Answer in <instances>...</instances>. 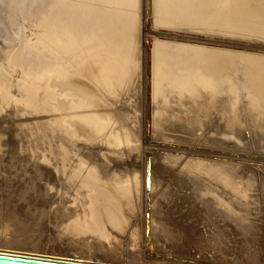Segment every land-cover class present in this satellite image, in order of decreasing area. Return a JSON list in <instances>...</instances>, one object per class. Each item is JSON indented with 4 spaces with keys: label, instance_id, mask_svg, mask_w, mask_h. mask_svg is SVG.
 I'll use <instances>...</instances> for the list:
<instances>
[{
    "label": "rangeland",
    "instance_id": "374dc122",
    "mask_svg": "<svg viewBox=\"0 0 264 264\" xmlns=\"http://www.w3.org/2000/svg\"><path fill=\"white\" fill-rule=\"evenodd\" d=\"M19 10L17 0H0V69L7 72H16L12 54L40 35ZM165 42L151 46L144 81L113 102L130 115L125 130L143 149L123 159L159 167L144 178L140 212L124 208L126 230L104 242L65 229L84 223L88 207L73 174L82 164L71 166V157L67 163L66 145L75 159L77 150L85 161L96 156L63 131L49 134L15 113L0 125V250L117 264H264V53L220 43L208 58L183 65L161 49ZM61 144L53 153L52 145ZM39 164L50 174L32 173ZM114 166L100 173L111 192L122 189L125 176L144 172Z\"/></svg>",
    "mask_w": 264,
    "mask_h": 264
},
{
    "label": "bare ground",
    "instance_id": "6f19581e",
    "mask_svg": "<svg viewBox=\"0 0 264 264\" xmlns=\"http://www.w3.org/2000/svg\"><path fill=\"white\" fill-rule=\"evenodd\" d=\"M17 3L22 18L30 25L35 22L40 35L36 44L25 41L10 57L11 70L16 72L0 69V125L7 126L3 118L19 113L27 121L31 118L43 126L49 134L52 130L63 131L77 144L92 149L96 160L85 161L80 159L79 150L75 159L72 148L66 145L67 163L71 157L75 163L71 166L82 164L80 170L73 169V174L82 185L80 188L87 191L88 207L84 223L72 221L65 229L80 237L113 241L112 232L126 230L129 223L124 208L130 213L140 212L148 191L144 178L154 172L153 168L155 172L159 168L143 162L129 164L123 159L132 157L142 147L137 144L141 141L132 139L125 130L130 115L113 105L114 100L127 96L144 81L151 46L159 49L158 42L163 39L166 42L161 49L183 65L208 58L211 48L220 43L260 57L264 53V0H17ZM0 32H4L3 27ZM62 146L52 145L53 153L58 154ZM48 159L46 152L42 162ZM110 163L127 166L129 170L143 167L144 172L125 176L122 189L111 192L100 178ZM34 171L51 172L46 164H39ZM35 204L34 207L38 206ZM1 251L117 264L28 251Z\"/></svg>",
    "mask_w": 264,
    "mask_h": 264
},
{
    "label": "water",
    "instance_id": "95a60500",
    "mask_svg": "<svg viewBox=\"0 0 264 264\" xmlns=\"http://www.w3.org/2000/svg\"><path fill=\"white\" fill-rule=\"evenodd\" d=\"M0 264H99L87 263L80 260L62 259L57 257H47L32 255L27 253H9L0 250Z\"/></svg>",
    "mask_w": 264,
    "mask_h": 264
}]
</instances>
